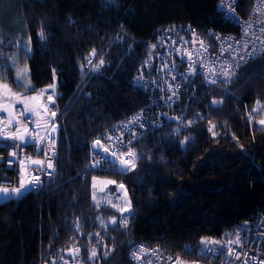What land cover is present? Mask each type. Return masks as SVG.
<instances>
[{"label":"trees","instance_id":"1","mask_svg":"<svg viewBox=\"0 0 264 264\" xmlns=\"http://www.w3.org/2000/svg\"><path fill=\"white\" fill-rule=\"evenodd\" d=\"M12 1L31 43V94L55 93L57 153L44 191L0 202V264H39L42 253L68 245L82 249L86 264H129L139 242L190 262L201 238L237 240L252 231L264 211V56L242 63L227 91L187 86L175 104L180 122L133 145L131 170L89 168L92 140L148 103L132 78L159 29L190 22L203 35L210 27L236 31L219 0ZM255 2L238 0L235 8L246 15ZM0 41V68L12 80L8 60L19 47L5 32ZM6 155L0 148L2 166ZM9 178L2 169L0 179ZM105 179L122 183L128 211L93 200L94 181ZM122 215L127 227L117 222L114 230L110 221Z\"/></svg>","mask_w":264,"mask_h":264},{"label":"built area","instance_id":"2","mask_svg":"<svg viewBox=\"0 0 264 264\" xmlns=\"http://www.w3.org/2000/svg\"><path fill=\"white\" fill-rule=\"evenodd\" d=\"M237 1L219 0L218 2V12L224 18L225 12H232L242 22L237 25L226 19L236 27L234 32L210 27L206 35H203L190 22L171 23L158 30L156 39L149 44L148 52L132 78L133 88L148 94V103L92 140L89 156L90 169L106 170L110 165H114L101 151L94 149L96 141H99L102 149H107L110 154L116 153L115 157L124 162L135 163L136 159L132 160L128 156L129 152H133V145L161 128L168 122L169 117L178 114L175 104L187 86L192 85L195 88L198 84L204 83L219 86L224 91L228 90L229 83L220 82L221 72L224 70L222 66L231 64L234 67L238 62L243 63L239 61V57L247 56V52L242 50L245 42L248 43V51H251L253 47H259L260 42L264 41V34L260 32V28L264 27V7L261 6V0H256L254 7L246 15L236 10ZM221 5L224 12L221 11ZM257 9H261L260 13ZM246 23L252 25V28L247 29L250 38L244 35ZM253 32L254 36L251 35ZM89 60L92 61L89 65L91 67L94 59ZM214 79L217 83L211 82ZM48 96L46 92H39L36 113L17 112L12 119L0 118V148L7 152L4 165H0V172L2 169L10 172L8 180L0 179V186L11 189L19 187L23 182L28 187L29 182L36 183L35 178L38 177L40 184L34 191L42 192L46 188L53 172V168H47V164L49 161L54 163L57 153V135L56 131H52L53 127L56 130L57 126L55 116H51L54 111ZM41 114L44 115L43 120L39 117ZM135 118H138L137 122H133ZM13 135L17 139H11ZM30 147L40 155L29 153ZM13 152L15 156L11 155ZM37 160L44 161V165L33 163ZM97 162L98 166H94ZM128 166L130 167V164ZM108 185L116 187L121 201H126L122 183ZM29 192H24L23 195ZM120 218L121 216L117 218L118 223ZM205 240L219 243L205 245L202 243ZM236 241L235 237L225 241H219L210 236L203 237L196 246L200 256L193 258L190 262L193 264H264V211L256 214L252 231L243 239L239 238V243ZM205 247L215 248L216 254L200 253L199 250ZM141 248L144 251L138 252L137 250ZM186 248L192 247L187 243ZM76 249L79 251L76 252ZM39 264L86 263L82 249L79 246L68 245L42 253ZM129 264H189V261L184 256L171 254L159 246L139 242L129 252Z\"/></svg>","mask_w":264,"mask_h":264},{"label":"rangeland","instance_id":"3","mask_svg":"<svg viewBox=\"0 0 264 264\" xmlns=\"http://www.w3.org/2000/svg\"><path fill=\"white\" fill-rule=\"evenodd\" d=\"M13 5L14 1L12 0H0V33L5 32L9 35H12L14 41L17 44V47H19L18 51L14 52L8 60V67L13 70L12 80L6 78L8 75V71L5 69L2 70L0 68V85L7 86L6 88L0 87V116L2 113L11 115V113H13L14 111V108L17 106L22 107L26 110L33 109L34 111H30L31 113H36V111H38L37 108L39 93H35V96L34 94H31L33 83L30 77L29 65L25 60V57H28L31 54V43L26 26L22 22L21 15L19 12L14 13L16 7ZM25 44H27L30 48L29 54H25L23 50V45ZM18 73H22V75L18 77ZM24 77H26V79H24ZM17 78L24 80V82L29 85V87H18L16 83ZM52 101H54L53 97ZM39 117H41L43 120L44 115L41 114ZM108 184L114 185V182L107 179L99 180L97 183L96 181H94V186L98 185L104 189L110 188V186H112ZM111 193L113 194L114 200L120 201V208H125L128 206L126 192L125 202L121 201L116 187L114 191L111 190ZM2 201L3 199H0V202ZM189 264L193 263L189 262Z\"/></svg>","mask_w":264,"mask_h":264},{"label":"snow or ice","instance_id":"4","mask_svg":"<svg viewBox=\"0 0 264 264\" xmlns=\"http://www.w3.org/2000/svg\"><path fill=\"white\" fill-rule=\"evenodd\" d=\"M261 6L264 7V0H261ZM221 11L224 12L223 5H221ZM260 11H261V9H257L258 13H260ZM225 19H227L229 22L235 23L237 25H240L242 23L240 21L239 17L236 16L232 12H225ZM244 28H245V33H244L245 37L246 38H250V33L247 31V29L252 28V25L250 23H246V24H244ZM260 32L262 34H264V27L260 28ZM39 35H40L41 38H43V33L42 32ZM251 35L254 36L255 33L253 32V33H251ZM2 43H3V41H0V44H2ZM23 50H24L25 54H29L30 53V48L28 47L27 44L23 45ZM242 50L247 52V56H240L239 57V61L240 62L247 63L248 60L259 59L261 56H264V41L260 42V46L259 47H253L251 51H248V43L245 42L242 45ZM0 55H2V54H0ZM95 55H96L95 50H93L92 51V56H95ZM87 63L91 65L92 61L88 60ZM103 64H104V60L100 59L99 60V64L96 65V68H98L100 65H103ZM240 66H241V63H239V62L236 63L234 67L231 64H228L226 66H222L224 68V70L221 72L220 82L225 83V84L231 82V79L236 75V70H238ZM20 75H22V73H18V77ZM24 79H26V77H24ZM211 82L212 83H217V81L215 79L212 80ZM16 83H17V86L21 87V88L29 87V85H27L24 82V80H22L20 78L16 79ZM0 87L6 88L7 86L6 85H0ZM53 95H55V93H52V94H50L48 96V100L49 101H52ZM53 103H54V101H53ZM215 104H216V102H213V106H215ZM45 111H47V108H45ZM254 111H255V109H254ZM55 115H56L55 112L51 113V116L54 117ZM250 118H251V114H249V119ZM137 121H138V118H135L133 122H137ZM187 123L191 124L192 121H188ZM259 123L261 125H264V120L259 121ZM209 130H211V129H209ZM261 130H264V128H262ZM52 131H55V127H53ZM213 135H215V133H213ZM11 139L15 140V139H17V137L15 135H13L11 137ZM19 139L22 140L23 137H19ZM53 143H54V140H53ZM95 144H99V141H96ZM95 144H94V146H95ZM105 151H107V149H105ZM11 155L15 156V152L11 153ZM112 155L115 156L116 153H112ZM128 156L131 157L132 160H134L136 158V154L134 152H129ZM33 163H35L37 165H41V166L44 165V161H39V160L33 161ZM125 164L126 165L130 164V167H127L125 170H131V168L135 167V164L134 163H130V161H125ZM94 166H98V162ZM47 168H49V169L53 168V164L51 163V161L48 162ZM35 179H36V183L29 182V186L28 187H26L23 182L20 183L19 187H15V188H11V189L8 188V187L0 186V199H3L5 201H10V200H13V199H18L20 196H22L24 194V192L36 190L37 185L40 184V181H39L38 177H36ZM121 187H123V185H121ZM93 199H95L94 196H93ZM130 206L131 205H130V202H129L128 206L126 208H124V209H120V211L121 212L128 211L130 209ZM110 223L112 224L114 230H115L116 227H119L120 224H122L124 227H127V217L122 215L121 218H120V224H117V221L115 219H112L110 221ZM74 227L78 230L80 228L79 222H76L74 224ZM202 243L207 245L208 243H219V242H216V241L209 242V241L205 240V241H202ZM236 243H239V237L237 238ZM78 251H79V249H76V252H78ZM137 251L138 252H142V251H144V249L141 248V249H138ZM199 251H200V253L206 254V255L207 254H216V249L215 248H211V247H205V248L200 249ZM220 254H222V252ZM95 257H96V250H95V248H93L92 253H91V258L94 259Z\"/></svg>","mask_w":264,"mask_h":264},{"label":"crops","instance_id":"5","mask_svg":"<svg viewBox=\"0 0 264 264\" xmlns=\"http://www.w3.org/2000/svg\"><path fill=\"white\" fill-rule=\"evenodd\" d=\"M35 96V93H33ZM23 109L22 107H15L13 113H11V115L7 114V116L9 117V119H12V115ZM26 110V109H23ZM22 111V110H21ZM30 111H34L33 109H28L26 110V112H30ZM94 194L93 196L95 197V199H93L95 202L99 203V204H107V205H111L113 207H115L116 209H120V203L118 202V200H114L113 194L111 193V190L109 189H104L101 188L100 186L96 185L94 186Z\"/></svg>","mask_w":264,"mask_h":264},{"label":"water","instance_id":"6","mask_svg":"<svg viewBox=\"0 0 264 264\" xmlns=\"http://www.w3.org/2000/svg\"><path fill=\"white\" fill-rule=\"evenodd\" d=\"M168 121L169 122H176V123L180 122V120L177 116L169 117ZM93 147L96 151H101L102 154H104L105 156H107L111 160L112 164L116 165L120 169L125 170L127 167H129L128 165L125 164V162L123 160L113 156L108 151H105V149H102V145L100 142H99V144H95V146H93Z\"/></svg>","mask_w":264,"mask_h":264}]
</instances>
